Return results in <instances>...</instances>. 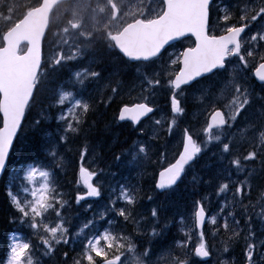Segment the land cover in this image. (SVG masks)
<instances>
[{"label": "snow or ice", "instance_id": "obj_1", "mask_svg": "<svg viewBox=\"0 0 264 264\" xmlns=\"http://www.w3.org/2000/svg\"><path fill=\"white\" fill-rule=\"evenodd\" d=\"M54 11L62 16L45 59ZM183 39L192 45L165 60L166 46ZM120 75L139 82L142 102L119 107L113 125L131 121L135 139L110 149L107 170L95 158L86 167L95 115L120 95ZM159 92L169 118L154 119ZM190 97L207 113L205 123L182 128L174 161L144 192L140 180L158 163L153 155L166 157L153 152V141L174 135ZM21 137L23 160L15 152ZM254 161L264 169V0H38L0 33V182L12 231L0 264L54 257L59 264H161V252L165 264H213L214 256L215 264H264V190L253 194ZM198 165L208 174L192 175V245L185 213L169 217L157 198ZM74 166V179L61 184V172ZM176 223L180 237L170 231ZM206 224L221 247L206 240Z\"/></svg>", "mask_w": 264, "mask_h": 264}, {"label": "rangeland", "instance_id": "obj_2", "mask_svg": "<svg viewBox=\"0 0 264 264\" xmlns=\"http://www.w3.org/2000/svg\"><path fill=\"white\" fill-rule=\"evenodd\" d=\"M37 0H0V33H2L5 28L8 26V24H11L15 22L17 19L22 18L23 15L26 13L28 6L36 4ZM149 0H130L131 5L136 6L140 5L143 6L144 4L148 3ZM12 8V12H8V8ZM11 15L12 20L11 21H5L4 16ZM62 16L61 11H55L53 15L52 23L50 24L51 31L47 33V39L45 40L43 44V56L45 59L50 58L51 49L53 47L52 41L55 38V34L59 31L58 25L60 24V20H58V17ZM217 33L221 32L222 29L220 27H216ZM192 45V40H183L181 43L176 44V46L170 48L165 53L164 59L167 60L169 56H171L173 59L183 50L184 47H188ZM101 56L103 54H100ZM105 60H107V57H104ZM159 61H157V65H159ZM118 79H120L123 82V87L120 92V95L116 96L113 100V104L110 105V107L105 108L103 105L100 107L98 112L96 113L97 117V124L96 129L93 135L99 134L101 131V134L105 130L104 125L107 123L110 124V127L113 129L111 133V138L108 139L107 136H102L101 138H96L93 143L96 144L95 153L94 156H90L86 158L85 166H89V162L95 158L96 164L100 167H104L107 170V165L111 162V154L110 149L114 151H118L121 147H127L128 144L132 142L135 137L130 132L131 124L124 123L122 126H115L113 125V117L111 120V114L116 109V115L118 113L119 107L123 106L124 104L132 105L137 102H142L141 100V92L138 87V81L135 80V78L131 75H120L118 76ZM47 93L42 92L41 98H43V95H46ZM155 101L157 104V107L160 109L154 117L155 118H169V107L166 104V94L164 92L157 93L155 97ZM188 107L187 109V115L183 118V123L180 124L178 128L174 130L173 136H168L165 133H162L159 135V138L153 141L154 148L153 152L155 153L157 150L159 152L166 153V157H159L157 155H153L152 159L155 161H158V163L151 164L147 167L146 173L143 176V178L140 180V186L142 187L144 192H147L150 194L151 189L154 185V180L156 177V174L159 170L164 168L168 165V163H171L176 153L178 152L179 148L181 147L180 141L182 139V128L185 126H191L193 128L199 129L206 120L207 113L204 112L201 108V106L197 103V101L194 98H189L188 103L186 105ZM111 110H110V109ZM103 112L106 114L104 116L102 114ZM210 111V110H209ZM164 116V117H163ZM144 125L145 132L148 133V136H152L153 128H152V122L149 120H145L142 122ZM156 131H159V129H156ZM105 134L106 131L104 132ZM108 135V134H107ZM120 135H125L124 139L122 140L123 143L118 144V137ZM23 140V137H21L19 143H21ZM98 142V143H97ZM17 159H25L23 157H17ZM207 160V157H205V161ZM202 161L201 163H203ZM250 168L256 169V174L253 178V184L255 186L254 188V196L259 195L260 190H264V169L260 168L259 162L254 161L250 163ZM95 167V165L93 166ZM76 170L75 166L71 169H67V175H65L64 172H61L59 181L61 184H67L69 181H72L74 179V171ZM207 175L208 173L201 169L200 166H197V169L194 170L192 174H190L188 177H186V180L184 181L183 185H181L177 190L168 193L165 197L162 198V196L157 198V202L163 203L164 206L168 209V216L171 217L175 214L177 210H180L181 212L185 213L186 220L185 225L183 226L184 231L188 232L191 238L192 245H195L198 242V232L195 231L193 227V210L191 209L192 204V198L190 196V192L192 191V175ZM133 176H135V173H133ZM105 187H107V183L111 182L110 176H105ZM204 190L203 188L201 189ZM208 191H211V189H208ZM143 194V193H142ZM103 201L99 202V204H102ZM98 204V206H99ZM5 202V196H4V187L2 184V189L0 190V212L6 213L7 207ZM216 205L214 204L213 207ZM148 208V204L145 203L144 205V211L146 212ZM187 209V210H186ZM181 225L179 223H176L174 226H171L170 231L173 236L180 237L182 236L181 232ZM210 225H206V240L209 241L210 244L215 245L216 247L222 246V239L223 238H217L216 240H213L210 234ZM133 228L132 225L128 226V230L131 231ZM12 234H10L11 236ZM19 235L22 237V239H28L29 235L27 232H21ZM10 236L6 238L5 242H1L0 245L3 247L0 249V253L3 252L4 245L6 241L9 240ZM33 240H35V237H32ZM161 264H165L166 256L164 255V252H161L158 254ZM213 264L216 262V257H212ZM49 264H59V257H54Z\"/></svg>", "mask_w": 264, "mask_h": 264}, {"label": "trees", "instance_id": "obj_3", "mask_svg": "<svg viewBox=\"0 0 264 264\" xmlns=\"http://www.w3.org/2000/svg\"><path fill=\"white\" fill-rule=\"evenodd\" d=\"M110 109V108H109ZM111 110V109H110ZM116 110V108H115ZM115 110L113 111V113L111 114V120H112V117H113V114L115 112ZM102 114L104 116H106V114L103 112V109H102ZM95 119L96 121L98 120L97 117L95 116ZM104 128L105 130L103 131V133L101 134V131L99 132V134H95L93 135V141L96 139V138H101L102 136H107L108 139L111 138V133L113 131V129L110 127V124L107 123L106 125H104ZM107 129V130H106ZM106 131V133L108 134H105L104 132ZM125 135H120L118 138V144H121L123 143L122 140L124 139ZM27 147V144H26V141L25 139L23 138L22 142L21 143H17L16 146H15V152L17 154V157H23L25 159H27V154H26V149ZM3 184V183H2ZM7 207V206H6ZM11 229L9 227V225H7L5 222H4V215L3 213L0 212V236H4V235H8L10 233Z\"/></svg>", "mask_w": 264, "mask_h": 264}, {"label": "water", "instance_id": "obj_4", "mask_svg": "<svg viewBox=\"0 0 264 264\" xmlns=\"http://www.w3.org/2000/svg\"><path fill=\"white\" fill-rule=\"evenodd\" d=\"M19 30H21V29H16V31H19ZM194 39V38H193ZM131 122V121H130Z\"/></svg>", "mask_w": 264, "mask_h": 264}]
</instances>
